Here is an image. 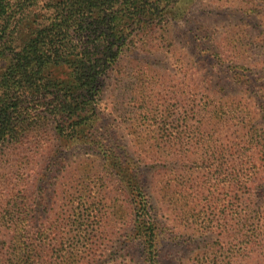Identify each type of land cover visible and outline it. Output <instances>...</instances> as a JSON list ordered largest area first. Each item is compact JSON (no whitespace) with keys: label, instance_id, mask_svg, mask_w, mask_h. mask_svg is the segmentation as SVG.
<instances>
[{"label":"rangeland","instance_id":"374dc122","mask_svg":"<svg viewBox=\"0 0 264 264\" xmlns=\"http://www.w3.org/2000/svg\"><path fill=\"white\" fill-rule=\"evenodd\" d=\"M168 37L122 56L94 137L59 147L49 126L0 150V251L14 231L39 264H149L145 199L155 264H264V0H194Z\"/></svg>","mask_w":264,"mask_h":264},{"label":"trees","instance_id":"16d2710c","mask_svg":"<svg viewBox=\"0 0 264 264\" xmlns=\"http://www.w3.org/2000/svg\"><path fill=\"white\" fill-rule=\"evenodd\" d=\"M193 4L0 0V150L29 144L30 137L49 126L59 147L84 134L94 137L103 87L122 56L138 51L148 36L169 39L173 24L186 21ZM105 154L121 164L114 152ZM126 169L120 172L137 196L142 195L140 175L135 168ZM135 204L137 237L145 246L147 263L155 264L156 222L145 199ZM20 233L13 231L9 245L0 251V264H39L31 240ZM89 251L82 253V264L88 263ZM71 256L66 251V264ZM48 264L64 261L56 257Z\"/></svg>","mask_w":264,"mask_h":264}]
</instances>
